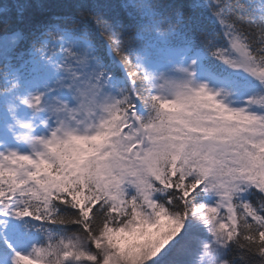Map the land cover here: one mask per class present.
I'll use <instances>...</instances> for the list:
<instances>
[{
	"label": "snow or ice",
	"instance_id": "6c2138e0",
	"mask_svg": "<svg viewBox=\"0 0 264 264\" xmlns=\"http://www.w3.org/2000/svg\"><path fill=\"white\" fill-rule=\"evenodd\" d=\"M0 264H264V0H0Z\"/></svg>",
	"mask_w": 264,
	"mask_h": 264
}]
</instances>
